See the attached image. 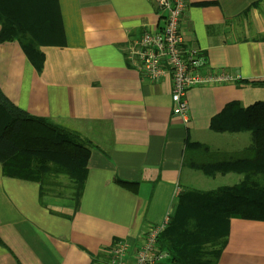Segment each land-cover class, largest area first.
I'll list each match as a JSON object with an SVG mask.
<instances>
[{"label":"crops","instance_id":"crops-1","mask_svg":"<svg viewBox=\"0 0 264 264\" xmlns=\"http://www.w3.org/2000/svg\"><path fill=\"white\" fill-rule=\"evenodd\" d=\"M185 1L182 45L200 51L202 75L230 78L187 92V123L172 115L170 79L150 82L126 59L131 42L164 23L154 1L49 0L39 73L16 41L0 43L1 93L24 113L78 134L90 151L77 206L39 199L37 182L6 177L0 166V264H105L117 241L133 255L143 230L195 189L199 171L190 160L205 156L185 152L186 141L219 154L249 146L248 132L210 124L227 104L264 102V6L245 12L257 0ZM220 139L241 147L224 150ZM227 231L217 264H264V219L233 218Z\"/></svg>","mask_w":264,"mask_h":264},{"label":"trees","instance_id":"trees-1","mask_svg":"<svg viewBox=\"0 0 264 264\" xmlns=\"http://www.w3.org/2000/svg\"><path fill=\"white\" fill-rule=\"evenodd\" d=\"M262 1L257 0L245 12L259 8ZM48 4L49 0H0V43L16 41L38 73L44 61L39 45L47 34L41 26L47 22ZM210 128L248 132L250 144L237 152L219 154L186 141L185 152L199 151L205 156L190 160V168L208 178L235 174L241 180L211 191L184 189L178 195L169 222L158 237L159 248L168 253L171 264H217L230 219H264V102L247 108L227 104L212 119ZM89 154L87 143L78 134L24 113L0 91V166L4 176L37 182L39 199L68 198L77 206ZM115 182L127 189L136 186Z\"/></svg>","mask_w":264,"mask_h":264},{"label":"built area","instance_id":"built-area-1","mask_svg":"<svg viewBox=\"0 0 264 264\" xmlns=\"http://www.w3.org/2000/svg\"><path fill=\"white\" fill-rule=\"evenodd\" d=\"M148 1H154L162 10L164 23L157 31L146 30L131 42L125 50L126 59L150 82L170 79L172 115L187 123V92L193 87L230 78L225 74L202 75L204 59L200 51L182 45L180 23L186 9L185 0ZM169 218L167 215L161 224L149 225L143 230L133 255L132 246L127 242L113 243L107 251L105 264H160L167 260L168 253L159 248L158 237Z\"/></svg>","mask_w":264,"mask_h":264},{"label":"rangeland","instance_id":"rangeland-1","mask_svg":"<svg viewBox=\"0 0 264 264\" xmlns=\"http://www.w3.org/2000/svg\"><path fill=\"white\" fill-rule=\"evenodd\" d=\"M262 5L264 6V1L261 2ZM264 9V7H262ZM217 144L225 149H234L236 147H241V145H232V144H228V141L225 139H220L219 141H217ZM229 153H233V151H228ZM196 177V179H193L192 181V185L193 188L198 189L200 191H211V190H215L219 187L222 186H226L229 184L234 183V179L235 178H239V176L234 175V174H229L226 178L222 177V176H216L215 178H208L203 176L200 172L197 173L196 175H194ZM64 183V182H63ZM183 184V183H182Z\"/></svg>","mask_w":264,"mask_h":264}]
</instances>
